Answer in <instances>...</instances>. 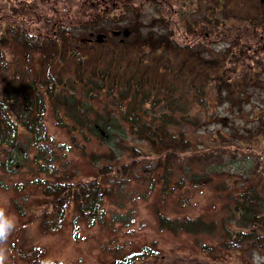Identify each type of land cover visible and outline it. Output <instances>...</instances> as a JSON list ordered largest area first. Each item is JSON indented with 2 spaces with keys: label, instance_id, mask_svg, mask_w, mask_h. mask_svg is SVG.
Listing matches in <instances>:
<instances>
[{
  "label": "trees",
  "instance_id": "trees-1",
  "mask_svg": "<svg viewBox=\"0 0 264 264\" xmlns=\"http://www.w3.org/2000/svg\"><path fill=\"white\" fill-rule=\"evenodd\" d=\"M49 109L91 172L49 135ZM263 144L264 0H0V163L47 175L34 181L43 231L60 230L71 205L75 234L105 224L106 201L121 194L124 208L140 186L159 230L216 258L262 252ZM203 186L225 215L187 214ZM127 210L113 221L133 222ZM18 254L43 263L41 248Z\"/></svg>",
  "mask_w": 264,
  "mask_h": 264
},
{
  "label": "rangeland",
  "instance_id": "rangeland-1",
  "mask_svg": "<svg viewBox=\"0 0 264 264\" xmlns=\"http://www.w3.org/2000/svg\"><path fill=\"white\" fill-rule=\"evenodd\" d=\"M180 29L176 37L181 42L189 41ZM48 133L56 145L62 143L67 147V157L73 159L81 167L83 173L93 170L92 165L81 154L80 150L72 143L71 135L66 129L57 126L49 109L45 120ZM79 141H82L78 137ZM88 149L103 150L97 142L92 141ZM264 148V144L261 146ZM1 150V149H0ZM240 158V156H239ZM5 155L0 152V162ZM252 159L247 157L246 162L239 160L234 166L238 174L245 164ZM255 160V159H254ZM59 165V163H57ZM264 166V165H263ZM46 177L39 173L34 162L19 168H7L0 163V210L5 216L15 222V227L7 240L0 246L5 249L6 260L4 264H28L20 259L18 249L41 248L43 250L42 262L64 264H254V257L261 259L258 264H264V251L232 250L226 251L221 256L208 255L196 245L195 237L181 234L174 236L171 233L159 230L151 208V201L140 198V186L129 187L131 199H125V207L121 208V194L112 202L106 201L107 213L105 224H79L77 233L73 225V205L63 227L55 232H45L39 226V219L32 217L42 207L39 199L43 197L34 181L38 177ZM121 191V187L116 186ZM191 205L186 209L187 214L207 213L209 217H220L226 214L223 209L224 199L217 197L210 187H199L191 190ZM15 202L17 204H15ZM19 208L24 212L19 215ZM130 208L134 211L133 222H115L113 218ZM225 212H224V211ZM202 241L214 243L202 237ZM153 244H155L153 246ZM143 247H151L154 254L144 257H127L133 252L138 253ZM41 263V264H43ZM39 264V263H37Z\"/></svg>",
  "mask_w": 264,
  "mask_h": 264
},
{
  "label": "clouds",
  "instance_id": "clouds-1",
  "mask_svg": "<svg viewBox=\"0 0 264 264\" xmlns=\"http://www.w3.org/2000/svg\"><path fill=\"white\" fill-rule=\"evenodd\" d=\"M15 227V222L12 218L5 216L3 210H0V244H3L11 231ZM261 258L258 256L254 257V264H258ZM6 260L5 249L0 247V264H4Z\"/></svg>",
  "mask_w": 264,
  "mask_h": 264
}]
</instances>
